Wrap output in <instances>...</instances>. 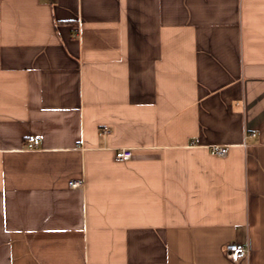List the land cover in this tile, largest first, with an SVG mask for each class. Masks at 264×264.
<instances>
[{"label": "crops", "instance_id": "1", "mask_svg": "<svg viewBox=\"0 0 264 264\" xmlns=\"http://www.w3.org/2000/svg\"><path fill=\"white\" fill-rule=\"evenodd\" d=\"M233 243L264 264V0H0V264Z\"/></svg>", "mask_w": 264, "mask_h": 264}, {"label": "built area", "instance_id": "2", "mask_svg": "<svg viewBox=\"0 0 264 264\" xmlns=\"http://www.w3.org/2000/svg\"><path fill=\"white\" fill-rule=\"evenodd\" d=\"M40 146V141L35 138L31 137L26 141L25 148L27 150H36ZM211 154L218 156V157H225L228 154V148L223 146H213L211 149ZM133 158V151L131 149H119L115 153V159L118 162H127L132 160ZM72 188H79L81 187V183L79 182H72ZM227 256L229 260L237 264L242 260L248 259L250 256V249L248 246L240 243H233L227 247Z\"/></svg>", "mask_w": 264, "mask_h": 264}]
</instances>
